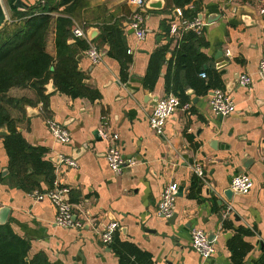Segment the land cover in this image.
<instances>
[{
  "label": "crops",
  "instance_id": "0c3cea01",
  "mask_svg": "<svg viewBox=\"0 0 264 264\" xmlns=\"http://www.w3.org/2000/svg\"><path fill=\"white\" fill-rule=\"evenodd\" d=\"M21 1L24 7L18 12L5 6L8 21L18 24L25 15L17 14L39 12L35 4L40 0ZM63 8L51 13L53 19ZM175 9L171 0H163L162 9L145 7L147 33L138 39L129 26L133 3L89 0L73 26H82L85 33L90 26L98 29L96 37L87 40L99 49L100 62L93 64L83 51L78 63L83 84L95 93L71 98L55 90L45 106L30 88L8 91L16 104L20 98L31 101L9 106V113L29 144L46 148L54 179L68 188L65 198L82 223L74 229L54 223L52 202L32 194L34 189L51 187L44 174L32 177L36 183L32 191L19 188L9 171L2 174L8 169V157L0 137V207L9 208L6 221L29 242L30 256L40 254L46 264H120L112 243H102L99 236L115 220L119 224L115 243H132L149 255L136 264H236L227 241L240 227L251 231L243 237L250 249L241 264L264 263V77L258 72L264 53V0H195L186 5L188 12L202 15L205 25L199 34L202 44L184 40L187 54L178 64L174 54L179 39L169 31L171 23L180 20ZM209 17L215 19L208 22ZM115 22L130 57L126 75L119 60L109 54V46L98 40L101 28ZM51 23L46 50L55 55ZM160 49L163 55L155 59ZM155 60L160 68L150 85L145 79ZM244 74L251 77L247 85L239 83ZM167 80L177 84L179 99L188 106L179 107L159 135L148 119L156 99L168 93ZM214 88L224 89L234 101L231 114L220 116L211 110L209 95ZM49 121L68 130V143L53 139ZM111 132L118 134L124 159L121 173L112 171L105 158L104 133ZM72 154L76 167L61 159ZM239 172L250 176L252 188L227 198L231 177ZM171 182L178 185L173 222L169 220L173 214L163 218L157 213L160 193ZM192 227L201 228L213 242L215 251L209 258L203 259L192 248Z\"/></svg>",
  "mask_w": 264,
  "mask_h": 264
},
{
  "label": "trees",
  "instance_id": "16d2710c",
  "mask_svg": "<svg viewBox=\"0 0 264 264\" xmlns=\"http://www.w3.org/2000/svg\"><path fill=\"white\" fill-rule=\"evenodd\" d=\"M15 0H7L9 6L18 12L13 5ZM89 0H40L35 4L39 8L36 14H17L18 24L7 21L0 29V129L6 127L7 133L3 136V145L8 157V171L17 179L18 187L32 191L36 186L32 179L34 175L44 174L52 183L54 179V165L47 159L46 148L29 144L18 130L17 120L8 110L9 106H19L21 102L31 103L26 98L18 99L7 95L14 87H26L32 89L37 98L46 106L49 96L44 94V85L51 79L61 93L71 98L92 96L95 92L87 89L82 82L83 74L78 69L79 59L82 52L87 49L89 43L84 38L72 36L71 29L73 20L77 18L82 7L87 6ZM177 8L183 9V17L191 19L195 12H188L184 7L195 0H171ZM237 1V0H233ZM61 14L54 17L52 12ZM31 10L34 7L30 8ZM15 16V17H17ZM54 22L55 32V55L46 50L47 37ZM88 23V22H85ZM73 40L70 42V40ZM193 39L202 44L199 35L188 30L183 33L175 50V64L187 54L184 40ZM99 42L109 46V54L119 60L121 73L126 75L127 64L130 61L126 48L124 34L118 22L105 25L101 28L98 37ZM182 41V42H181ZM191 47V46H190ZM196 52V51H195ZM196 58L200 56L196 52ZM163 50H158L153 57L160 58ZM152 62V61H151ZM160 66L155 60L146 81L153 85ZM165 89L179 97L180 89L176 83L167 80ZM251 234L249 229L240 227L227 241V246L232 252L233 261L236 264L243 262L244 256L250 249L249 243L243 237ZM111 247L118 255L120 264H136L141 257L149 258V255L139 250L129 242L115 243L112 240ZM29 242L17 235L8 222L0 225V264H46L45 258L40 254L29 255ZM264 264V263H263Z\"/></svg>",
  "mask_w": 264,
  "mask_h": 264
},
{
  "label": "built area",
  "instance_id": "2783aa9c",
  "mask_svg": "<svg viewBox=\"0 0 264 264\" xmlns=\"http://www.w3.org/2000/svg\"><path fill=\"white\" fill-rule=\"evenodd\" d=\"M135 5V10L130 16L129 26L135 33L138 39H144L146 36V29L144 26V8L145 0H129ZM189 5V4H187ZM176 16L180 19L179 23L172 22L169 31L172 35H175L180 39L184 32L191 30L196 34H201L202 28L205 22L198 16H194L191 19L183 17V9L177 7L175 9ZM73 37L84 38L87 40L85 30L82 26L74 25L71 29ZM88 41V40H87ZM89 45L85 49L84 54L93 63L97 64L101 60V54L99 49L88 41ZM258 72L264 77V53L261 55L258 63ZM201 77H205V73H200ZM251 81V77L248 74H244L239 77V83L241 85H247ZM209 105L211 110L220 116H226L231 114L235 110V104L232 98L222 88H214L209 95ZM187 108L188 104L182 105L181 100L174 93L170 92L158 99L152 112L149 115L148 124L149 127L157 134H162L164 126L171 115L179 108ZM49 131L53 139L68 143L70 136L68 130L60 126L59 124L49 121ZM104 136L108 140V147L105 153V158L108 167L115 173H121L124 168V159L121 154L120 145L118 143L117 133H104ZM63 163L68 167H76L77 162L75 158L64 155L61 157ZM252 180L250 176L245 172H239L231 177L229 188L235 194H247L252 188ZM178 185L175 182H171L164 186L160 193V198L157 204V213L163 218H169L174 211V203L176 198ZM68 192V188L63 185L58 179H53L51 187L46 191H39L34 189L32 194L38 199L48 198L54 208L55 217L54 223L58 226L68 229L80 228L82 223L76 220L72 205L65 195ZM119 224L117 221H110L100 233V240L104 244L112 242L114 232L118 229ZM190 243L192 248L203 258H209L215 251V246L212 241L209 240L205 231L198 227H192L190 231Z\"/></svg>",
  "mask_w": 264,
  "mask_h": 264
},
{
  "label": "water",
  "instance_id": "95a60500",
  "mask_svg": "<svg viewBox=\"0 0 264 264\" xmlns=\"http://www.w3.org/2000/svg\"><path fill=\"white\" fill-rule=\"evenodd\" d=\"M13 5L15 7H17V8H23L24 7V5L22 4L21 0H15L13 2ZM162 6H163V0H146V2H145V7L150 8V9H162ZM198 17L200 19H202V15L199 14ZM211 18L212 17H209L207 19L208 22H211L212 20L215 19V18L214 19H211ZM8 19H9V17L7 15V11L5 9V5L3 3V0H0V29H2L4 27V25L6 24ZM243 19L245 21H247L248 17L247 16L243 17ZM97 33H98V29L96 27H94V26L88 27L87 30H86L87 39L88 40H92L94 37H96ZM71 41H73V40L71 39L70 42ZM44 88H45L44 94H46V95H48L51 92L56 90V87L53 84V81L51 79L48 81V83H46L44 85ZM157 101H158V99H156V103H157ZM18 130L20 131V128H18ZM6 133H7L6 127H2L0 129V136H3ZM83 148H81L80 150H82ZM71 157L75 158L76 156H75V154H72ZM58 158L59 157L53 158V161L57 163L58 160H59ZM243 167L247 168L246 162L244 160H243ZM7 173H8V169L4 168L2 170V174L5 175ZM232 193L233 192L231 191V189H228V191H225V195H226L227 198H230ZM178 194H180L179 190H178ZM8 213H9V208L7 206H1L0 207V225L5 224L7 222L6 220H7ZM175 217H176V215L173 214L172 217H171L172 219L170 218L169 220L173 222ZM245 264H249V263L246 262Z\"/></svg>",
  "mask_w": 264,
  "mask_h": 264
},
{
  "label": "rangeland",
  "instance_id": "374dc122",
  "mask_svg": "<svg viewBox=\"0 0 264 264\" xmlns=\"http://www.w3.org/2000/svg\"><path fill=\"white\" fill-rule=\"evenodd\" d=\"M3 3H4V5L6 6V8H8V3H6V1L5 0H3Z\"/></svg>",
  "mask_w": 264,
  "mask_h": 264
}]
</instances>
